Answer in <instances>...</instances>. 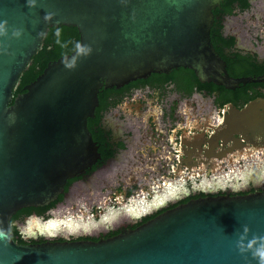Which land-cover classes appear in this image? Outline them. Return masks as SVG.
Masks as SVG:
<instances>
[{
	"label": "water",
	"instance_id": "water-1",
	"mask_svg": "<svg viewBox=\"0 0 264 264\" xmlns=\"http://www.w3.org/2000/svg\"><path fill=\"white\" fill-rule=\"evenodd\" d=\"M223 1L36 0L29 8L27 0H0V23L8 22V36L0 37V264H258L251 252L240 253L238 241L244 226L248 240L264 237V189L189 199L97 240L22 244L10 232L17 210L64 195L67 180L100 158L87 119L102 87L177 67L226 89L264 79L230 76L216 52L210 28ZM48 12L55 15L45 21ZM58 25L74 27L76 43L91 53L73 70L64 60L75 46L48 58L14 95L49 26ZM15 29L23 30L19 39Z\"/></svg>",
	"mask_w": 264,
	"mask_h": 264
},
{
	"label": "flooded vegetation",
	"instance_id": "flooded-vegetation-1",
	"mask_svg": "<svg viewBox=\"0 0 264 264\" xmlns=\"http://www.w3.org/2000/svg\"><path fill=\"white\" fill-rule=\"evenodd\" d=\"M249 3L248 9L234 8L220 18L223 35L234 38L231 51L254 56L257 71L264 67V0ZM231 17L237 19L231 22ZM192 75L177 67L109 88H114L109 98L115 104L103 111L101 126L112 155L104 161L100 155L73 177L51 209L64 203L72 216L81 211L84 218H103L106 228L88 234L77 226L79 233L60 235L45 229L29 236L20 226L31 214L15 223L24 237H43L30 243L100 239L189 199L262 191L264 79L221 90L222 85ZM251 101L256 105L242 112Z\"/></svg>",
	"mask_w": 264,
	"mask_h": 264
},
{
	"label": "trees",
	"instance_id": "trees-1",
	"mask_svg": "<svg viewBox=\"0 0 264 264\" xmlns=\"http://www.w3.org/2000/svg\"><path fill=\"white\" fill-rule=\"evenodd\" d=\"M250 6L249 0H224L220 7H217L214 11V22L210 28V40L218 54L225 61L226 70L230 76L238 77L243 75H249L252 73H260L264 70L262 66L259 70L253 71V68L257 66L258 62L254 56L249 54L242 55L239 52H232V44L234 43V38L229 36H224L222 33L223 24L221 22L222 15H230L233 13L234 8H238L239 11H244L248 9ZM219 16V17H218ZM57 28L60 29V36H56ZM57 40L60 42L57 43ZM77 40L76 31L74 27L67 25H58V26H49L45 36L42 40V47L38 49L36 53H34L31 57V63L28 65L27 69H25L20 75V82L16 89L13 91V94L17 92L22 83L27 81L29 78L34 76L38 70L43 66V64L48 60V58L54 57L71 49H74L75 43ZM225 48L228 49V52H225ZM184 67H180L181 70H185L190 76L192 75V71L190 69H183ZM212 88H217L216 85H211ZM115 88V87H114ZM113 88V89H114ZM221 90H224L223 86H219ZM113 89L109 88H101L98 93V106L94 110V117L87 119V127L91 132L93 141L96 142L98 146L97 150L102 157V161L112 155V152L109 149L108 143V134L105 132L104 128L101 126V117L103 111H105L109 106L115 104V102H110V91ZM23 88H21L18 93L23 92ZM12 102V101H11ZM72 182V178L68 179L64 189L66 190L68 185ZM63 194H59L57 199L51 201L49 204L38 207H24L16 211L15 214L12 215L10 219V232H12L13 239L22 244H27L30 242L42 241L43 237L39 236L37 239L33 237L25 238L24 235L18 230L16 227V222L21 221L24 217L30 216L31 214H35L36 216L43 217L47 219L49 217L48 211L55 207L56 203L61 201ZM163 210L156 211L155 213L145 216L140 222H137L133 225V227L142 223L143 221L152 218L156 214L160 213ZM118 233V229L111 230L105 234V237L111 236L113 234ZM80 239L89 238L91 240H97L94 236H86L79 237ZM61 239V238H60Z\"/></svg>",
	"mask_w": 264,
	"mask_h": 264
},
{
	"label": "rangeland",
	"instance_id": "rangeland-1",
	"mask_svg": "<svg viewBox=\"0 0 264 264\" xmlns=\"http://www.w3.org/2000/svg\"><path fill=\"white\" fill-rule=\"evenodd\" d=\"M258 1H256L257 3ZM236 17H231L230 21L236 20ZM64 204V203H63ZM59 204L57 209L51 210V215L43 222V219L30 217L21 225V229L29 236H33L35 232L43 233V230H49L50 235H60L62 232L77 234V226H84L88 234H92L97 229L106 228L104 219L94 220L93 218H84L81 211H77L75 216H72L71 209L66 208V204ZM66 206V207H65ZM64 210L66 212H64ZM102 224V225H101ZM112 226V225H110Z\"/></svg>",
	"mask_w": 264,
	"mask_h": 264
},
{
	"label": "clouds",
	"instance_id": "clouds-1",
	"mask_svg": "<svg viewBox=\"0 0 264 264\" xmlns=\"http://www.w3.org/2000/svg\"><path fill=\"white\" fill-rule=\"evenodd\" d=\"M27 5L29 8H35L37 6L36 0H27ZM55 15L53 12H48L45 14L44 19L45 21H49ZM60 29L57 28L56 36H60ZM23 35L22 29H15L12 31V37L19 39ZM40 36H43L44 33H39ZM8 36V22L3 21L0 23V37H7ZM60 41L57 40V43ZM76 53L71 58H66L64 60V66L69 69L73 70L77 66V61L80 57L87 56L91 53V48L88 45L81 44L79 42L75 45ZM251 229L248 226H244L243 233L240 236L238 241V248L242 255H246L247 253L251 252L252 258L255 259L258 264H264V237L262 236H255L251 240H248V233H250ZM0 236H5V232L3 229H0ZM247 241V243H245Z\"/></svg>",
	"mask_w": 264,
	"mask_h": 264
},
{
	"label": "bare ground",
	"instance_id": "bare-ground-1",
	"mask_svg": "<svg viewBox=\"0 0 264 264\" xmlns=\"http://www.w3.org/2000/svg\"><path fill=\"white\" fill-rule=\"evenodd\" d=\"M34 219V218H33Z\"/></svg>",
	"mask_w": 264,
	"mask_h": 264
}]
</instances>
